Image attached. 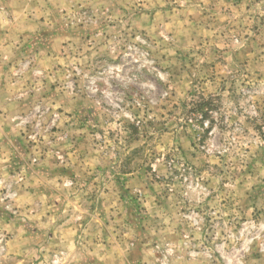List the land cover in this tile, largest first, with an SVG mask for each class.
Wrapping results in <instances>:
<instances>
[{"label": "rangeland", "instance_id": "374dc122", "mask_svg": "<svg viewBox=\"0 0 264 264\" xmlns=\"http://www.w3.org/2000/svg\"><path fill=\"white\" fill-rule=\"evenodd\" d=\"M42 20L4 65L25 90L0 264H264V0H103Z\"/></svg>", "mask_w": 264, "mask_h": 264}, {"label": "crops", "instance_id": "0c3cea01", "mask_svg": "<svg viewBox=\"0 0 264 264\" xmlns=\"http://www.w3.org/2000/svg\"><path fill=\"white\" fill-rule=\"evenodd\" d=\"M98 1L103 0H0V172L3 174L9 169V158L13 155L10 147L11 143L13 144V138L17 139L13 132L17 130V122L19 121V98L23 97L18 95V91L25 90V86H23L25 83L22 81L13 83L7 79L8 74L13 69L7 71V68H4L5 61L12 62L16 58L17 52L15 51L18 49V43L22 41L28 42L29 40H42L40 32L44 27L42 17L46 8L48 10H65L75 4L91 6ZM47 22H45V25ZM65 39L64 36L61 37V35L57 34L50 38V42H48L53 45L49 44L46 47L48 49L46 52L48 58L50 56L51 59V57L55 56L54 51ZM51 49H53V52H51ZM9 144L10 146H8ZM5 150L7 151V156L3 155ZM34 197L32 196V204L35 203ZM47 205L48 209L43 211V218L45 221H51L57 217V213L51 210L49 204ZM61 214L63 213L59 214L60 218ZM58 229L59 233H64L66 236L73 235L75 231V227H71L70 221L64 223Z\"/></svg>", "mask_w": 264, "mask_h": 264}, {"label": "trees", "instance_id": "16d2710c", "mask_svg": "<svg viewBox=\"0 0 264 264\" xmlns=\"http://www.w3.org/2000/svg\"><path fill=\"white\" fill-rule=\"evenodd\" d=\"M215 100L216 99L209 98V101L200 103V105H198L197 107H194L195 111L193 113L201 114V119L207 118L208 117L207 115L210 114V112H212L213 110V107H214L213 102ZM212 123L213 121H211L210 124L207 125V127L209 128L212 127Z\"/></svg>", "mask_w": 264, "mask_h": 264}]
</instances>
